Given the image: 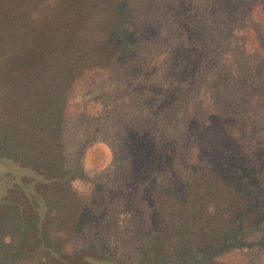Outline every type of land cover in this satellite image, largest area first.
I'll return each instance as SVG.
<instances>
[{"label":"trees","instance_id":"16d2710c","mask_svg":"<svg viewBox=\"0 0 264 264\" xmlns=\"http://www.w3.org/2000/svg\"><path fill=\"white\" fill-rule=\"evenodd\" d=\"M256 6L246 0L242 12L259 14ZM144 10L124 0H0V158L31 169L0 199V264H124L101 238L116 200L135 215L134 264H253L264 155L252 148L264 141L252 146L255 129L221 107L195 110L179 134L129 122L117 131L120 176L84 180V150L99 129L71 110L73 93L123 60L141 61L155 34ZM58 15L69 36L55 44L42 32Z\"/></svg>","mask_w":264,"mask_h":264},{"label":"rangeland","instance_id":"374dc122","mask_svg":"<svg viewBox=\"0 0 264 264\" xmlns=\"http://www.w3.org/2000/svg\"><path fill=\"white\" fill-rule=\"evenodd\" d=\"M124 1L126 5L137 2L145 9L142 16L151 21L154 40L138 51L141 61L137 65L123 60L112 73L74 91L71 110L96 119L99 129V136L84 150V180L105 183L120 176L126 162L117 152V131L129 122L145 123L160 134H179L195 110L217 106L244 120L248 131L255 129L252 146L264 141V71L260 66L264 54L259 53L264 51V0H247L261 9L259 14L247 11L249 16L241 8L246 0ZM42 34L59 44L69 36L64 18L55 16ZM241 75L249 78L242 80ZM87 116L84 122L90 119ZM77 138L83 141L80 135ZM259 148L264 155V145L252 150L256 153ZM30 174L29 167L0 158V199L13 182ZM76 184L81 190L87 186L83 180ZM102 202L101 197L94 198L90 206L97 209ZM110 210L101 232L105 249L124 264H134L137 255L128 243L134 212L118 200ZM255 243L259 247L255 246L252 263L264 264V235Z\"/></svg>","mask_w":264,"mask_h":264}]
</instances>
